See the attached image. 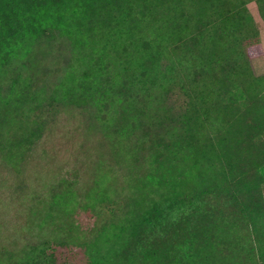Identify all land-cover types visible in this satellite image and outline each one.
<instances>
[{
  "label": "trees",
  "instance_id": "obj_1",
  "mask_svg": "<svg viewBox=\"0 0 264 264\" xmlns=\"http://www.w3.org/2000/svg\"><path fill=\"white\" fill-rule=\"evenodd\" d=\"M250 3L264 21V0H0V76L46 33L66 35L83 54L75 86L51 100L96 106L93 124L126 167L124 216L78 264H264V75L250 61L264 52ZM177 89L180 112L165 103ZM36 97L9 158L41 135ZM107 167L86 196L95 206L118 193ZM64 245L15 264H67Z\"/></svg>",
  "mask_w": 264,
  "mask_h": 264
},
{
  "label": "rangeland",
  "instance_id": "obj_2",
  "mask_svg": "<svg viewBox=\"0 0 264 264\" xmlns=\"http://www.w3.org/2000/svg\"><path fill=\"white\" fill-rule=\"evenodd\" d=\"M248 10L257 23L264 52V21L256 3H250ZM77 52L83 54L70 38L52 30L35 42L30 54L11 58L0 76V96L10 102L0 109V126L7 124L5 133L0 130V264L33 258L45 245L60 243H65L60 249L64 251L61 263L84 262L86 248L94 243L101 227L118 223L126 211V167L114 161L107 138L93 124L96 106L51 100L60 83L64 90L75 86L68 72L78 64ZM250 61L254 74L264 75V53ZM17 81L22 90L12 92ZM36 95L38 107L30 116L39 118L41 135L25 155L18 152L9 158L6 149L20 140L21 114ZM165 101L180 112L187 97L177 89ZM100 162L108 164V176L118 189L113 202L103 207L86 197L95 186ZM68 253L74 254L71 260L66 258Z\"/></svg>",
  "mask_w": 264,
  "mask_h": 264
}]
</instances>
